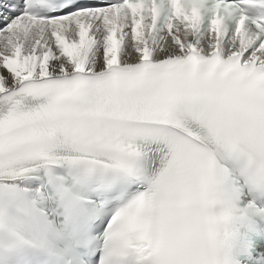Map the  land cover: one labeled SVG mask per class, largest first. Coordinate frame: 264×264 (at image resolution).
Instances as JSON below:
<instances>
[{
  "label": "snow or ice",
  "instance_id": "6c2138e0",
  "mask_svg": "<svg viewBox=\"0 0 264 264\" xmlns=\"http://www.w3.org/2000/svg\"><path fill=\"white\" fill-rule=\"evenodd\" d=\"M0 264H264V0H0Z\"/></svg>",
  "mask_w": 264,
  "mask_h": 264
}]
</instances>
